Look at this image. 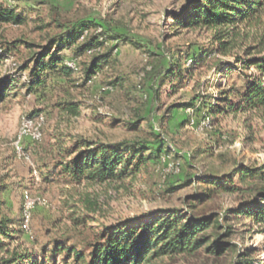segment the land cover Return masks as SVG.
<instances>
[{
    "label": "rangeland",
    "instance_id": "obj_1",
    "mask_svg": "<svg viewBox=\"0 0 264 264\" xmlns=\"http://www.w3.org/2000/svg\"><path fill=\"white\" fill-rule=\"evenodd\" d=\"M0 4L30 11L23 24H0V48L22 40L0 66V81L7 76L20 78L0 103V200L3 213L20 231L11 247L18 245L39 253L44 246H52L54 235L88 232L85 227L74 228L71 217H95L97 222H91L95 230L102 224L147 216L159 209H178L195 217L217 218L218 227H211L208 235L222 237L226 250L208 254L200 249L165 257L155 264H235L238 255L246 252L253 264L264 261L261 226L235 214L264 188V180L242 181L235 175L233 190L207 183L209 177H225L239 165L264 163L263 118L256 113L227 112L203 127L200 101L193 108L177 106L190 103L196 95L207 101L229 86L242 88L234 58L242 56L244 47L251 44L254 28L240 26L236 46L222 55L216 51L213 30L171 26V14L180 10L183 0H0ZM53 9L64 21L93 19L143 48L120 42L114 53L116 64L87 84L75 74V84L57 88L62 80L53 79L54 84L44 90L27 92L28 71L21 73L19 67L39 51L38 45L59 31L51 23ZM23 41L34 46L27 48ZM177 51L183 59L192 53L202 57L190 66L188 57L183 60L181 67L189 70L183 86L174 89L166 80L159 84L163 75L160 69L155 70L156 77L150 69L167 67V55L175 56ZM64 53L71 57L70 51ZM230 67L236 69L227 71ZM115 77L121 84L108 86ZM68 100L79 106L77 116L63 110L61 102ZM39 114L45 118L42 139L24 141L23 148L32 161L26 163L17 158L13 142L21 116ZM154 134L160 135L173 152L169 158L162 155L161 160L149 162L132 178L111 183L84 180L79 184L45 180L44 165H51L52 151L71 149L79 137L106 144L122 140L152 143ZM175 160L179 171L172 168ZM33 168L40 174L38 181L31 177ZM24 192L46 199V205L34 207L27 233L20 228ZM86 200L96 203L95 212L85 211ZM226 230L230 232L226 234Z\"/></svg>",
    "mask_w": 264,
    "mask_h": 264
},
{
    "label": "trees",
    "instance_id": "obj_2",
    "mask_svg": "<svg viewBox=\"0 0 264 264\" xmlns=\"http://www.w3.org/2000/svg\"><path fill=\"white\" fill-rule=\"evenodd\" d=\"M29 13V10L0 4V24H23ZM171 17V26L175 28L213 30L216 51L222 55L236 46L240 26L254 28L251 44L244 47L242 56L235 55L234 58L239 65L242 88L229 86L207 101L196 95L190 103L177 106L193 108L195 102L200 101L204 117L210 119L211 125L217 115L227 112L256 113L264 120V0H183L180 10L172 13ZM51 23L59 31L51 34L44 45H38L39 51L33 52L19 67L21 73L28 71L24 85L27 92L44 90L54 84L51 83L53 79L62 80V83L55 85L57 88L75 84V74L87 84L116 64L114 53L120 42L136 49L143 48L134 39L115 33L93 19L76 23L64 21L58 11L53 9ZM111 41L115 43L108 46ZM20 42L22 40L6 43L5 49L0 48V66L8 52L18 48ZM23 44L27 48L34 46L27 41H23ZM66 50L76 60V71L65 64L66 59L70 58L64 53ZM185 56L190 61L187 66L202 57L196 56V53ZM186 57L183 59L180 51L175 56L168 54L167 67L152 66V76L156 77L155 70L160 69L159 73L163 75L159 84H164L166 80L174 89L182 87L185 73L189 70V67H181ZM235 69L230 67L227 71ZM116 78L108 86L121 84ZM19 79L7 76L0 81V103L17 86ZM61 104L66 113L73 116L79 114L77 104L69 100ZM154 135L152 143L122 140L106 144L79 137L71 149L60 147L52 151L51 165H44L45 180L52 178L79 184L84 180L111 183L132 178L144 170L149 162L161 160L162 155L173 152L160 135ZM177 157V154L173 155V158ZM235 175L242 181L247 178L264 180V163L255 167L239 165L225 177H209L207 183L215 188L233 190ZM2 205L0 200V264H155L165 257L190 254L200 249L208 254H219L226 250L222 237L208 235L211 227H218L217 218L195 217L178 209H159L147 216L102 224L101 229L95 230L91 225V222H97L95 217H71L74 228L85 227L88 232L54 235L52 246H44L38 253L27 248L21 249L18 245L11 247L20 231L15 227V221L3 213ZM84 207L86 212L96 211V203L90 200H86ZM235 214L261 226L264 235V188L259 189L254 198ZM229 232L226 230V234ZM211 240L213 243L209 244ZM252 261L249 252L240 253L235 264H253ZM257 264H264V261H258Z\"/></svg>",
    "mask_w": 264,
    "mask_h": 264
},
{
    "label": "built area",
    "instance_id": "obj_3",
    "mask_svg": "<svg viewBox=\"0 0 264 264\" xmlns=\"http://www.w3.org/2000/svg\"><path fill=\"white\" fill-rule=\"evenodd\" d=\"M100 29H98L99 31ZM83 38V37H81ZM190 62V61H189ZM65 64L71 67L73 70H77L76 60L72 57L66 59ZM45 122V118L43 115L39 114L37 116L30 115H22L20 119L19 128L13 142V147L15 150V154L18 159L24 161L26 163H31L30 155L24 150L23 143L25 140L31 142H39L42 139V127ZM203 127H206L211 124L210 119L208 117H204L201 122ZM169 155L165 158H169ZM164 159V158H163ZM172 168L175 171H179V162L175 160L172 163ZM31 177L35 180H39V172L37 169L33 168L30 172ZM36 205H46V199L43 197H33L29 193L24 192L23 194V205H22V221H21V229L24 232H29L31 215L34 207Z\"/></svg>",
    "mask_w": 264,
    "mask_h": 264
}]
</instances>
